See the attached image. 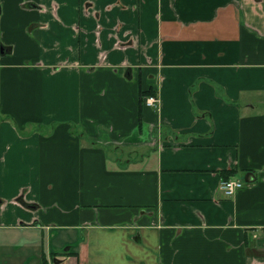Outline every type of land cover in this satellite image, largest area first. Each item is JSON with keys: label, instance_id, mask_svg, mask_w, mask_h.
Masks as SVG:
<instances>
[{"label": "crops", "instance_id": "obj_1", "mask_svg": "<svg viewBox=\"0 0 264 264\" xmlns=\"http://www.w3.org/2000/svg\"><path fill=\"white\" fill-rule=\"evenodd\" d=\"M12 241L21 264H264V0H0Z\"/></svg>", "mask_w": 264, "mask_h": 264}, {"label": "rangeland", "instance_id": "obj_2", "mask_svg": "<svg viewBox=\"0 0 264 264\" xmlns=\"http://www.w3.org/2000/svg\"><path fill=\"white\" fill-rule=\"evenodd\" d=\"M20 234V236H22V235H25L23 232H21V233H19ZM12 244H14V247L11 249V250H9V247L12 245ZM16 244V245H15ZM4 245H5V247H7V248H5L4 247ZM36 248V247H35ZM5 251V253H4V256L3 255H1V262H2V260H3V262H2V264H6V262H11V261H13L14 263L13 264H21V262H22V257H21V255H22V250H23V247H22V242L21 241H17V242H13L12 241V243H3V244H0V252L1 251ZM7 250H9L10 252H12V255H11V257H7L8 255L6 254V251ZM54 256V258H58L55 254L53 255ZM28 260H30V263L31 264H36V262H35V260L33 259V257H32V255L30 256V257H28Z\"/></svg>", "mask_w": 264, "mask_h": 264}, {"label": "built area", "instance_id": "obj_3", "mask_svg": "<svg viewBox=\"0 0 264 264\" xmlns=\"http://www.w3.org/2000/svg\"><path fill=\"white\" fill-rule=\"evenodd\" d=\"M158 98L154 95H150L146 97V104L150 106H154L157 104ZM244 186V182L239 178H227L223 179L220 183L221 190L229 196H233L238 189L242 188ZM57 264V263H56ZM64 264V263H60Z\"/></svg>", "mask_w": 264, "mask_h": 264}, {"label": "trees", "instance_id": "obj_4", "mask_svg": "<svg viewBox=\"0 0 264 264\" xmlns=\"http://www.w3.org/2000/svg\"><path fill=\"white\" fill-rule=\"evenodd\" d=\"M143 98V97H142ZM143 100H144V98H143ZM143 102V101H142ZM225 177H227L226 176V174H225ZM70 253H68V252H66V251H62V252H57V253H55V255H57V256H67V255H69ZM58 260V259H57ZM60 262L61 261H59L58 260V262H57V264H60ZM46 264H48V263H46Z\"/></svg>", "mask_w": 264, "mask_h": 264}]
</instances>
